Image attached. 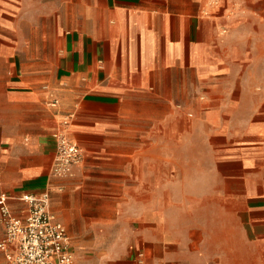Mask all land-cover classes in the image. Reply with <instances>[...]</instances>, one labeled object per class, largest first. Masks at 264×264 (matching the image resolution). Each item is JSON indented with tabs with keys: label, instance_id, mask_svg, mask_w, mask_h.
<instances>
[{
	"label": "crops",
	"instance_id": "1",
	"mask_svg": "<svg viewBox=\"0 0 264 264\" xmlns=\"http://www.w3.org/2000/svg\"><path fill=\"white\" fill-rule=\"evenodd\" d=\"M78 16L50 74L13 61L0 80V191L56 187L65 224L58 192L91 193L85 180L104 169L110 199L139 200L123 264L139 250L146 264H264V0H94ZM66 117L85 154L81 176L59 180Z\"/></svg>",
	"mask_w": 264,
	"mask_h": 264
},
{
	"label": "rangeland",
	"instance_id": "2",
	"mask_svg": "<svg viewBox=\"0 0 264 264\" xmlns=\"http://www.w3.org/2000/svg\"><path fill=\"white\" fill-rule=\"evenodd\" d=\"M90 2L94 4V0H0V80L10 76L13 61L16 67L30 69L36 65L50 74L57 62L61 33L74 19H80L78 15ZM254 89L263 91L262 87ZM187 115L191 120L198 119L193 109ZM161 154L163 159L168 153ZM128 170L132 189L137 169L130 164ZM90 174L94 178L86 179L85 183L91 193L74 192L75 185L65 186L58 192L62 200H56L52 209L73 236L71 245L78 264H123L136 241L137 194L130 192L127 200L110 199L112 195L104 191L111 186L105 184L104 169L92 170ZM78 176L81 175L75 173L59 180ZM107 176L110 180L111 175ZM177 179L183 181L184 176L178 173ZM162 203L165 207L184 205V200L164 199ZM2 234L0 224V237ZM0 264H6L2 253Z\"/></svg>",
	"mask_w": 264,
	"mask_h": 264
},
{
	"label": "built area",
	"instance_id": "3",
	"mask_svg": "<svg viewBox=\"0 0 264 264\" xmlns=\"http://www.w3.org/2000/svg\"><path fill=\"white\" fill-rule=\"evenodd\" d=\"M47 88L46 85L43 86ZM48 103L56 105L58 97L50 93ZM84 149L69 134L68 117L61 120L55 136V153L49 175L56 179L72 177L84 159ZM51 185L38 193L17 197L0 191V253L6 264H78L71 236L63 222L50 209ZM25 203L23 214L12 211L10 199ZM134 264H146L143 250L135 253Z\"/></svg>",
	"mask_w": 264,
	"mask_h": 264
}]
</instances>
